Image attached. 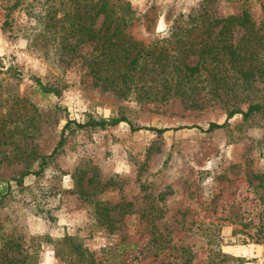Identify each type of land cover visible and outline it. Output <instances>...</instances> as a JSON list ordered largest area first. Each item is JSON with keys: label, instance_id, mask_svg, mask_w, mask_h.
<instances>
[{"label": "rangeland", "instance_id": "rangeland-1", "mask_svg": "<svg viewBox=\"0 0 264 264\" xmlns=\"http://www.w3.org/2000/svg\"><path fill=\"white\" fill-rule=\"evenodd\" d=\"M127 1L139 18L137 39L163 37L178 13L201 5L211 17L246 10L264 35V0ZM71 3L0 0V264H264V114H236L204 131L233 107L264 106V74L246 87L234 82L221 89V102L210 98L200 108L177 97H118L90 78L89 46L60 21ZM248 28L236 27L233 41ZM245 57L244 66L264 72V49ZM30 77L59 93L42 95ZM88 116L179 128L132 132L121 122L62 133L67 119ZM60 139L39 175L11 180L37 170Z\"/></svg>", "mask_w": 264, "mask_h": 264}, {"label": "trees", "instance_id": "trees-1", "mask_svg": "<svg viewBox=\"0 0 264 264\" xmlns=\"http://www.w3.org/2000/svg\"><path fill=\"white\" fill-rule=\"evenodd\" d=\"M71 2L69 8L63 9L60 21L65 22L64 27L68 31L80 33L85 44L89 46L90 52L85 61L90 78L99 83L102 89L110 90L118 97H134L141 103L166 102L177 97L188 107L200 108L210 98H217L221 102V89L234 82L239 87H246L251 85L250 79L264 74L258 67H249L251 64L244 66L246 55L255 58L262 55L264 49V35L254 27L246 10H240L239 15L211 17L208 16L205 5H201L198 10L178 13L171 20L163 37L150 35L147 40H143L137 39L132 33L139 18L127 0ZM150 14L145 17L149 19ZM99 18L102 21L100 27H97ZM248 25V33L235 43L231 38L234 29ZM149 27L148 24L146 30ZM213 34L215 36L210 39ZM250 34L255 41V49L250 46L251 52H248L243 47ZM81 42L82 40L77 41L78 44ZM192 55L197 57L193 65L188 63ZM30 78L42 95L59 93L58 89L44 84L39 78ZM201 93L203 98L200 97ZM209 94L211 96H207ZM254 112L264 114V106L250 102L245 111L233 107L227 112L223 123H209L204 131L212 132L223 128L236 114L246 118ZM121 122H126L132 132L147 130L162 134L179 128L135 127L124 116L99 119L88 116L84 123L67 119L62 133L72 128L103 129ZM62 143L63 140L60 139L48 155L38 158L37 170H26L11 180L21 185L24 177L30 174L39 175ZM11 245L12 243L9 244ZM20 262L26 264V259ZM16 263L13 259H7V264Z\"/></svg>", "mask_w": 264, "mask_h": 264}]
</instances>
